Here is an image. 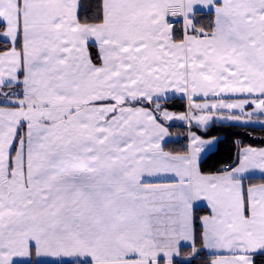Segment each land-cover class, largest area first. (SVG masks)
<instances>
[{"label":"snow or ice","instance_id":"1","mask_svg":"<svg viewBox=\"0 0 264 264\" xmlns=\"http://www.w3.org/2000/svg\"><path fill=\"white\" fill-rule=\"evenodd\" d=\"M224 124L264 128V0H0V264H264Z\"/></svg>","mask_w":264,"mask_h":264},{"label":"trees","instance_id":"2","mask_svg":"<svg viewBox=\"0 0 264 264\" xmlns=\"http://www.w3.org/2000/svg\"><path fill=\"white\" fill-rule=\"evenodd\" d=\"M173 103L175 104L174 110H178V111L183 110L184 101L177 99ZM171 130L173 132L182 131V128L180 127V125L173 124ZM244 131L253 133L252 136L239 137V139H242L244 143L252 144L254 146L262 145L261 138H264V128H261L260 126H255L254 128L242 129V128L231 127L227 124L213 125L210 128L208 135H217L221 137L219 142L220 151L217 153L216 156H214L212 159H210L207 162V165L209 167H214L218 162H226L232 155H234L235 146L233 144V140L236 139V137H234L233 133L244 132ZM183 143L184 141L181 139L175 144L170 143L169 147L179 148L180 145ZM184 251H187V249H184ZM192 264H200L199 257L193 260Z\"/></svg>","mask_w":264,"mask_h":264},{"label":"crops","instance_id":"3","mask_svg":"<svg viewBox=\"0 0 264 264\" xmlns=\"http://www.w3.org/2000/svg\"><path fill=\"white\" fill-rule=\"evenodd\" d=\"M175 111H178V110H175ZM173 124H174V125H180V122L177 121V122H174ZM257 126H258V125H257Z\"/></svg>","mask_w":264,"mask_h":264}]
</instances>
